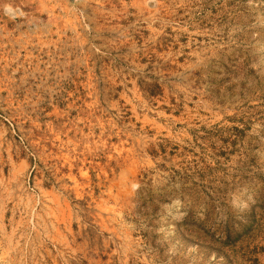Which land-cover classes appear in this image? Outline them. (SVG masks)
Returning <instances> with one entry per match:
<instances>
[{"label": "rangeland", "instance_id": "374dc122", "mask_svg": "<svg viewBox=\"0 0 264 264\" xmlns=\"http://www.w3.org/2000/svg\"><path fill=\"white\" fill-rule=\"evenodd\" d=\"M0 264H264V0H0Z\"/></svg>", "mask_w": 264, "mask_h": 264}]
</instances>
